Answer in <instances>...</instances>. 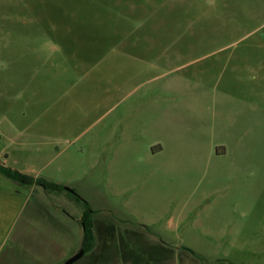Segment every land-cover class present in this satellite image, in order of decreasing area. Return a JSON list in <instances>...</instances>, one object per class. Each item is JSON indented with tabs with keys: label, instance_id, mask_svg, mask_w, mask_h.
<instances>
[{
	"label": "rangeland",
	"instance_id": "374dc122",
	"mask_svg": "<svg viewBox=\"0 0 264 264\" xmlns=\"http://www.w3.org/2000/svg\"><path fill=\"white\" fill-rule=\"evenodd\" d=\"M0 163V264H264V0H0Z\"/></svg>",
	"mask_w": 264,
	"mask_h": 264
},
{
	"label": "trees",
	"instance_id": "16d2710c",
	"mask_svg": "<svg viewBox=\"0 0 264 264\" xmlns=\"http://www.w3.org/2000/svg\"><path fill=\"white\" fill-rule=\"evenodd\" d=\"M0 174L6 179L17 184L26 185L29 187H41L46 193L60 194L63 193L65 190L63 185L49 182L40 178H34L32 176L23 174L15 169L9 168L2 163H0ZM77 199L79 200V198ZM85 206L86 208L82 214L81 220L82 224L84 225L82 249L87 254L95 247L96 237L94 233L95 226L93 222V212H90V207L88 204H85Z\"/></svg>",
	"mask_w": 264,
	"mask_h": 264
},
{
	"label": "crops",
	"instance_id": "0c3cea01",
	"mask_svg": "<svg viewBox=\"0 0 264 264\" xmlns=\"http://www.w3.org/2000/svg\"><path fill=\"white\" fill-rule=\"evenodd\" d=\"M10 182H12V181L6 179L5 177H3L0 174V185L2 184V187L10 188ZM12 183H14V182H12ZM15 185H17V183H14V185H13V188L16 190V186ZM20 191L17 190L16 192L19 193ZM28 193H29L28 196H30L32 191L29 190ZM101 227L103 228L102 232L98 233L100 227L95 226V229H96L95 231H98V232H96L95 247L89 253H87V255L90 256L91 264H107L106 260L108 258L109 252L112 251V245H113V242L115 241L114 236H111V234H110L111 233V229H113L112 226L109 223H103ZM72 239H73V237H72ZM130 244H131L130 247H133V249H134V251L132 253L137 258H139L140 262H141V260L143 262V260H144V256H143L144 251L142 250V248H140V247L138 248L136 243H131V242H127L126 243L127 246H129ZM79 245H80V248L76 252H79V250L80 251L82 250L83 240L81 241V243ZM161 245L166 246L165 242H161ZM73 247L75 248V243H73ZM74 255H75V250H74V253L72 254V256H74ZM145 255H146L145 259L146 260H151L154 264H167V262L157 261V260L152 259L151 257L149 259L148 255L147 254H145ZM60 264H62V262Z\"/></svg>",
	"mask_w": 264,
	"mask_h": 264
},
{
	"label": "water",
	"instance_id": "95a60500",
	"mask_svg": "<svg viewBox=\"0 0 264 264\" xmlns=\"http://www.w3.org/2000/svg\"><path fill=\"white\" fill-rule=\"evenodd\" d=\"M85 254L84 250H81L78 254H76L75 256H73L72 258H70L69 260H67L65 262V264H74L75 262H77L78 260H80Z\"/></svg>",
	"mask_w": 264,
	"mask_h": 264
}]
</instances>
